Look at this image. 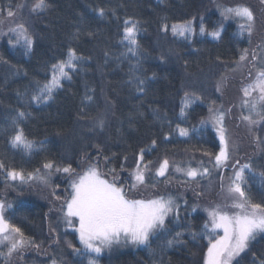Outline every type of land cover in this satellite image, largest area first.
<instances>
[{"label":"trees","instance_id":"obj_1","mask_svg":"<svg viewBox=\"0 0 264 264\" xmlns=\"http://www.w3.org/2000/svg\"><path fill=\"white\" fill-rule=\"evenodd\" d=\"M36 3L0 0V202L5 221L24 239L13 255L0 251V264H205L209 240L221 232L192 209L218 204L229 214L222 172L231 170L214 164L222 144L208 119L237 101L233 93L242 80L231 71L237 63H252L250 49L259 41L235 22L223 24L219 7L263 6L257 0H46L44 10L33 11ZM256 16L261 19L259 11ZM189 23L194 32L173 34V25ZM133 25L135 45L124 38ZM71 53L74 67L65 69L68 76L51 98L33 99ZM21 130L33 145L30 152L12 143ZM238 159L235 168L250 165L242 184L246 196L264 205V139ZM165 160L168 169L159 176ZM91 167L128 199H175L176 211L145 247L115 245L94 257L67 227L68 220L76 223L65 215L71 185ZM137 169L143 183L135 180ZM189 169L197 175L188 176ZM13 171L24 177L50 173L51 189L41 193L8 181ZM4 236L20 238L6 232L0 236L4 245ZM237 261L262 264L264 234Z\"/></svg>","mask_w":264,"mask_h":264},{"label":"snow or ice","instance_id":"obj_2","mask_svg":"<svg viewBox=\"0 0 264 264\" xmlns=\"http://www.w3.org/2000/svg\"><path fill=\"white\" fill-rule=\"evenodd\" d=\"M47 7L46 0H37L33 6V11L44 10ZM225 13L234 15L248 22V31L251 32V21L253 14L247 7L226 8ZM103 11L101 10V15ZM11 10L8 16H12ZM245 25L242 23L241 28ZM21 28L23 26L21 25ZM167 30V25H165ZM201 32L205 29L201 26ZM26 31V30H25ZM173 34L184 36L185 33H192L194 29L191 24L188 25H173ZM211 35L214 38H219V32H213ZM130 44L137 43L135 39V26L125 28V37ZM25 44L30 48L31 41L25 36ZM130 51L132 49H129ZM75 58V53H71L67 62H61L54 66L53 77L50 83L45 84L43 88L39 89L37 95L33 97L37 102L47 95L51 98V93L54 88L59 87V78L67 77L68 74L64 71L65 67H74L72 59ZM246 57L241 56V60ZM70 79V77H68ZM261 92V99H264V71L259 72L257 80L253 85ZM245 96H248L249 90H244ZM255 108V105H253ZM21 117L24 113L19 114ZM264 118V117H262ZM250 124L256 123L251 117H245ZM223 120V115L215 117V123L219 124ZM220 141L223 148L216 157L217 163L227 161L228 159V144L224 135V129L221 127ZM181 135H187L186 129H180ZM14 146L22 147L25 151H31L33 145L28 141L23 131L21 130L12 138ZM155 143V142H153ZM141 159L143 155L141 154ZM3 165L0 164V167ZM168 166V161L165 160L159 175H164V170ZM46 168H51V164H46ZM250 165H243L239 171L235 172V177L229 186V192L237 194L231 204V207L237 211L229 215L222 213L219 209H214L209 212L213 230L222 229L223 235L215 239V242L209 240L210 247L207 252L206 264H233L236 257L245 252L250 243L256 239L257 235L264 234V205L253 203L249 197L246 196L245 190L242 187L244 182V170L249 168ZM180 169L178 168L177 171ZM63 171L69 172L70 168H64ZM188 176L195 177L197 171L189 169L186 173ZM12 179L19 177L24 180L22 173L11 172L9 173ZM136 180L143 183L144 177L141 173H137ZM73 192L70 201L67 203L68 217H77L79 220V227L76 229L79 233V240L84 248L91 253L99 255L104 248H110L113 243H119L121 238L131 241L133 244L143 245L147 244L149 237L157 229L164 227L165 218L170 212H173L176 206L171 198L144 201V200H131L127 199L125 192L122 188L110 184L106 180L100 179L95 168L79 178L78 181L73 182L71 185ZM5 205L0 203V235L6 232H13L19 234V239H12L9 248V254L15 251L18 246L22 247L24 244L23 234L19 228H14L9 225L3 216ZM67 223L71 225L72 221L68 220ZM177 235H180L177 233ZM4 239H10L4 236ZM172 243V241H169ZM79 252L78 249H74ZM53 264H56L53 261ZM89 264H96L95 260H90ZM239 264V261H237ZM264 264V262H262Z\"/></svg>","mask_w":264,"mask_h":264},{"label":"rangeland","instance_id":"obj_3","mask_svg":"<svg viewBox=\"0 0 264 264\" xmlns=\"http://www.w3.org/2000/svg\"><path fill=\"white\" fill-rule=\"evenodd\" d=\"M257 2L259 4H261V6H263V7L256 8V11L253 10V8H251V7H247L253 14V20L251 21V32L250 33L248 31V27H247L248 22L247 21H244L241 18L236 17L234 15L227 14L224 11L226 8H235L238 6L245 7L244 5L237 4L234 7H219V12L221 14V19H222L223 24H227L229 22H235L238 24V26L241 27V24L243 23L245 25V27L241 28L242 31H244L250 35L253 34V35L259 36L258 37L259 41L257 43V46H255L256 48H254L255 43H253V45L251 46V49H250L251 50L250 52H253V54H251V56H249V58H253L252 63L249 64V61H247V60L244 62L237 63L233 67V70L231 71V74L234 78L238 77L242 80V81H240V86L238 87V89L235 88V92L233 93V98H235V101L236 100L237 101L234 102V105L231 108L222 106L225 108L220 109V107H219L218 109H216L213 112V116L208 119V121H210L209 125L212 126V128L216 132L219 140H220L219 129L221 127L224 129V135H225V138H226L227 144H228V159H227V161H221L220 163H217V160L215 158L214 164H215L216 168L219 170H222L224 167H231L229 175L226 176L225 173L222 172V176H225V179H224V189L225 190H224V193L222 195V200L226 204L225 206L227 208L229 206V208H230L229 215H231L237 211L236 209L231 207V204L233 203V200L237 194L230 193L228 190L229 186L231 185V183L235 177V172L239 171V169L241 168V167L235 168L234 164L238 162L239 156L250 154V152L253 149V144L259 145L262 143V141L264 139V118H262V117H264L263 116L264 99H261L260 90L258 88L253 87V85L255 84V82L257 80L259 72L264 71V0H257ZM257 11H259V16H261L262 24H259V22H258V21H261V19L258 20L256 18L257 17L256 16ZM8 27H10V25ZM11 31H13V28L11 29ZM18 31L19 30H16V32H18ZM218 32L220 34L221 29ZM246 59H248V56ZM66 68H68V67H65V69ZM65 69H64V71H65ZM59 80H60V78H59ZM245 89L249 90L250 94L248 96H245V94H244ZM253 105H255V108H253ZM237 113H238V117L233 119L232 117L236 116ZM219 115H223V120L219 124H217V123H215V117H217ZM245 117H251V119L253 121H256V123L250 124L249 121L245 119ZM223 147L224 146L222 144V148ZM222 148H221V150H222ZM221 150H220V152H221ZM220 152H219V154H220ZM219 154L217 156H219ZM92 168H94V167H91L89 169H92ZM89 169L84 173V175L89 171ZM167 169H168V166L164 170V175L166 174ZM246 170H247V168L244 170V172ZM46 172H48V171H46ZM138 172L141 173L143 175V177H145L143 170L137 169L135 171V180H136V175ZM157 174L159 175V171ZM98 175H99L100 179L106 180L99 173H98ZM159 176H161V175H159ZM14 180H19L20 182H23L25 184L26 183L31 184L32 187H35V189L41 191V193L47 192L51 189L50 173L37 174V176L35 174H32L30 176L24 177V180H21L19 177H17L16 179H12L8 173V181H14ZM136 182H139V181L136 180ZM163 198L166 200L171 198L172 201L174 202V205L176 206L174 211H176L178 206H177V204H175V201H174L175 199H173L172 197H163ZM157 199H159V198H157ZM131 200H134V199H131ZM65 208H66L65 209V215H66L67 204H66ZM221 208H222V205H218V204L216 206L195 205L192 210L195 212L203 213L207 218L208 228L212 231H220L221 232L220 236H222L223 235L222 229L213 230L211 219L209 216L210 211H212L214 209L220 210ZM224 212L225 211H223L222 213H224ZM171 213L172 212H170L167 215L165 220L168 218V216L171 215ZM70 218H75L76 223L75 224L71 223V225H69L67 223V227L71 230H74L77 233L78 240H79V233H78V231H76V229L79 227V220L77 217H68L67 216V219H70ZM13 236L15 238H17L16 235H13ZM5 240H8V239H3V241H5ZM79 242H80V240H79ZM213 242H215V240ZM3 243L4 242H2V240L0 239V251L5 256L7 255V257L13 255L17 250H19L21 248L20 246H18L15 251H12L11 254H9V248L11 246V240L5 241V245ZM81 245L86 252H88L89 254H91L94 257H99V256H102L105 252H107V250H109L110 248H112L115 245H118V246L123 247V248H127V247L128 248H131V247L132 248H143L147 244L137 245V244L131 243V241L125 242V240L123 238H121L119 243H113L110 248H104L99 255L89 252L88 250H86L84 248L83 244H81ZM209 247H210V245H209ZM2 250H4V251H2ZM207 252H208V249H207ZM207 252H206L205 264L207 261Z\"/></svg>","mask_w":264,"mask_h":264}]
</instances>
